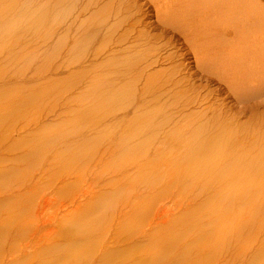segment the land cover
<instances>
[{"label":"rangeland","instance_id":"1","mask_svg":"<svg viewBox=\"0 0 264 264\" xmlns=\"http://www.w3.org/2000/svg\"><path fill=\"white\" fill-rule=\"evenodd\" d=\"M146 12L154 23V9L149 6ZM158 32L150 30V36ZM60 36H0V263L21 254L22 264H91L115 255L126 259L129 252L104 255L109 239L124 242L151 231L154 249L143 244L133 253L140 264H264V171L226 162L231 150L240 158L259 157L264 129L226 133L224 141L244 146L223 143L224 151L206 149L190 163L171 147L147 156L148 142L170 143V137L146 131L144 118H154L155 107L123 119L116 113L118 104H110L105 84L112 78L105 66L98 67L109 55L103 34L95 41ZM175 40L191 63L190 87L210 98L217 94V101L225 100L233 112L249 107L241 122L264 119V95L250 94L238 104L216 78L195 71L190 49ZM152 43L161 57L174 50L164 47V39ZM92 52H100L96 60ZM78 57H85L82 63ZM176 62L150 72L169 71ZM119 89L124 90L123 84ZM150 185L152 194L144 191ZM37 202L39 210L32 209ZM158 205L166 212L149 224L150 211Z\"/></svg>","mask_w":264,"mask_h":264},{"label":"bare ground","instance_id":"2","mask_svg":"<svg viewBox=\"0 0 264 264\" xmlns=\"http://www.w3.org/2000/svg\"><path fill=\"white\" fill-rule=\"evenodd\" d=\"M125 1L123 5L113 6L116 0H0V36L62 35L66 40L72 37L71 39L74 40L95 41L103 34L109 55L98 64V67L105 66L109 78H112L105 84L110 104H118V109L115 111L123 114V119L132 111L134 115H140L147 110V107H155V117L144 118L149 127L146 131L157 134L161 132L164 137H170L168 138L170 143L164 140L156 144L154 141L148 142V148L144 149L147 156L162 153L166 151L165 147H171L182 152L184 162L190 163L195 161L200 152H202L200 155H203L206 149L224 151L223 143L233 147L244 146L243 142L224 141L226 133L240 131L250 135L264 129V119L259 124L251 123L252 119L246 122L240 121L239 117L248 115L249 107L246 109L242 106V109L233 112L235 109L232 105L228 108V105L223 104L225 96H223L224 101L218 102L217 94L211 93L210 98L193 88L195 85L190 87V79L186 81V78L192 76L189 74L191 63L175 44V38L182 39L193 56L195 71L209 74L212 80L213 77L216 78L217 80H214L220 82L238 104L242 102V98L245 99L250 94L254 96L260 93L262 96L264 95V0H146L142 5H139L138 0ZM149 6L154 9V23L148 20L146 9ZM111 22L114 24L110 25ZM24 23L29 24L27 28L23 27ZM149 29L160 33L151 37ZM155 37L164 39V47L170 46L174 49L173 52L161 57L160 52L157 51L158 46L156 44V48L152 46ZM92 53H94L92 60H96L100 52ZM81 58L78 57L77 62L80 63L85 57L82 60ZM66 59L63 61L65 62ZM167 61L172 64L176 61L178 63L176 62L171 69L168 66L169 71L168 68L165 70L166 68L161 67L162 70L156 69L157 71L150 72L154 67L161 66ZM62 66L60 64V67ZM120 84H123L124 90L116 91ZM170 90H174L175 93L172 94ZM205 101L204 106L202 102ZM260 108L262 109L261 106ZM191 110H194V113H190ZM114 116L115 114H112L113 119ZM255 117L258 118V114ZM167 126L171 128L165 132ZM142 144L146 143L142 142ZM226 158L229 165L245 163L254 168L253 173L264 171V150L259 157L245 154L243 158L234 155V151L231 150ZM112 173L115 176L118 172ZM154 190V186L150 185L144 191L152 194ZM84 194L85 192L82 195ZM40 205L38 203V206L32 209L39 210ZM163 212H166L165 207L164 209L161 205L154 207L147 222L151 224ZM121 214L122 212L117 213L116 216L113 214L110 221H116ZM39 228L40 226H36L33 233L36 234ZM116 238L113 236L105 244L104 255L124 252H129L130 255L126 259L115 255L109 261L102 259V256L91 264H140V259L133 256V253L143 244L150 245V251L154 249V236L151 231L124 242ZM115 244L116 246L113 247L112 245ZM23 255L25 254L7 262L4 260L0 264H22ZM153 258L154 256L150 254V259Z\"/></svg>","mask_w":264,"mask_h":264}]
</instances>
